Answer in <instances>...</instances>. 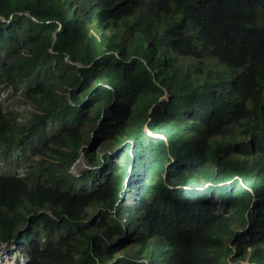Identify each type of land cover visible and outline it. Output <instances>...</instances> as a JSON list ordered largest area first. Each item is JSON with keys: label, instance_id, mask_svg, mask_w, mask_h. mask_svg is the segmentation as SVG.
Returning a JSON list of instances; mask_svg holds the SVG:
<instances>
[{"label": "trees", "instance_id": "1", "mask_svg": "<svg viewBox=\"0 0 264 264\" xmlns=\"http://www.w3.org/2000/svg\"><path fill=\"white\" fill-rule=\"evenodd\" d=\"M23 87L1 153L59 160L0 174L25 264H264V0H0V92Z\"/></svg>", "mask_w": 264, "mask_h": 264}, {"label": "rangeland", "instance_id": "2", "mask_svg": "<svg viewBox=\"0 0 264 264\" xmlns=\"http://www.w3.org/2000/svg\"><path fill=\"white\" fill-rule=\"evenodd\" d=\"M125 21L121 22L124 23ZM60 30V29H59ZM125 31V30H123ZM125 33H128L126 31ZM124 35V32H123ZM27 86L30 82L25 83ZM0 101L3 102L4 108L7 112H11L17 119L18 124H27L28 122L34 119L35 114L38 112L34 103H32L26 97V87H23L20 91L16 92L13 89L5 90V92H0ZM52 124L51 126H53ZM88 130H91V127H88ZM47 135H52L53 132L51 128L47 130ZM95 134V133H94ZM93 135V133H92ZM247 140V137H245ZM93 138L90 140L88 147L92 146ZM101 143L105 144V146H109L112 143V139L106 138ZM114 143V142H113ZM27 147L19 150L17 153H13L10 157H5L1 153L0 149V174L5 175H19L26 176L27 174L33 172V170H37L35 167L39 166V162L43 161V158L47 159L49 163H58L57 155H49L47 157H40L34 152L36 147H44L42 141L34 136H31L26 142ZM101 145V144H100ZM64 150V149H63ZM97 156H104V152H102V148L96 147L95 150ZM84 153V152H83ZM83 160H78L73 166L71 172L76 175H82L84 171H88L90 168L89 159L85 157L83 154ZM39 170V169H38ZM96 177L94 178L96 183L98 181L103 182L106 179L107 170L103 167L96 168ZM260 200V198H255L253 203H256ZM218 203V207H220L221 203ZM98 213V209H89L87 214L92 216ZM26 262L25 255L21 252H18L17 246L14 244L12 248H4L3 245H0V263L1 264H24Z\"/></svg>", "mask_w": 264, "mask_h": 264}, {"label": "water", "instance_id": "3", "mask_svg": "<svg viewBox=\"0 0 264 264\" xmlns=\"http://www.w3.org/2000/svg\"><path fill=\"white\" fill-rule=\"evenodd\" d=\"M27 15L30 16V14H27ZM33 19H35V20L37 21L36 18H33ZM57 38H58V37H57V35L55 34V35H54V38H53V39H54V42H53V43H55V42L57 41ZM51 52L54 53L52 50H51ZM75 65H76L77 67H79V68L83 67V65H82V64H79V63H75ZM70 101H71V99H70ZM102 118H103V115H102ZM148 132H149L150 135H153L149 130H148ZM153 136H154V135H153ZM155 136H156V135H155ZM84 147H85V146H83V147L81 148V156H80V160H82L83 163H84V160H83V154H84V153H83V148H84ZM165 178H166V175H165ZM3 247H4V248H9V245L4 244Z\"/></svg>", "mask_w": 264, "mask_h": 264}, {"label": "clouds", "instance_id": "4", "mask_svg": "<svg viewBox=\"0 0 264 264\" xmlns=\"http://www.w3.org/2000/svg\"><path fill=\"white\" fill-rule=\"evenodd\" d=\"M91 168V167H90ZM255 198H257L256 197V195L255 194H253V197H252V202H253V200L255 199ZM2 245H4V244H2ZM8 245V244H7ZM25 264V263H24Z\"/></svg>", "mask_w": 264, "mask_h": 264}]
</instances>
